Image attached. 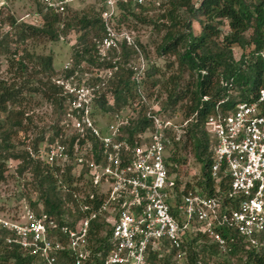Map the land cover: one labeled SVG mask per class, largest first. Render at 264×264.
I'll return each mask as SVG.
<instances>
[{
	"label": "built area",
	"instance_id": "built-area-1",
	"mask_svg": "<svg viewBox=\"0 0 264 264\" xmlns=\"http://www.w3.org/2000/svg\"><path fill=\"white\" fill-rule=\"evenodd\" d=\"M38 1L43 12L59 14L72 2ZM99 1L105 7L100 14L105 34L98 44L103 57L118 40L111 20L117 0ZM138 62V70L131 76L136 84L143 71L142 59ZM56 83L68 94L67 111L61 116L64 131L84 141L77 144L78 138L74 140L77 147L72 159L75 175L81 174L79 189L73 196L85 214L71 226H57L52 218L37 216L32 210L25 211L22 224L0 217V228L9 231L6 243H16L38 254L45 264H56L55 255L65 246L72 264H88L93 261L94 251L88 244L87 231L90 221L100 214L110 225L105 248L96 252L100 264H156L158 257L174 258L175 253L182 256L183 239L197 232L223 249L232 231L244 249L260 246L264 253V88H258L252 100L237 101L224 113L215 104L205 116L202 128L212 180L208 193L196 187L194 181H182L178 174L175 177L168 173L173 152L168 136L173 125L169 119H162L146 107L144 115L150 128L133 134L129 142L120 133L131 116L122 114L123 110L102 114L99 117L107 122L100 125V118L92 114L96 97L93 91L98 85L70 84L66 80ZM87 135L97 143L95 150L86 140ZM42 158L64 164L69 154L65 145L54 139L46 144ZM56 231L63 240L54 237Z\"/></svg>",
	"mask_w": 264,
	"mask_h": 264
},
{
	"label": "trees",
	"instance_id": "trees-1",
	"mask_svg": "<svg viewBox=\"0 0 264 264\" xmlns=\"http://www.w3.org/2000/svg\"><path fill=\"white\" fill-rule=\"evenodd\" d=\"M36 2L37 11L35 13L42 20L40 26L17 22L10 15L5 20L9 28L12 29V34L8 30L0 31V57H5L7 71L12 75L10 81L0 78V111L6 113L3 119H0V181L3 179V160L8 157L21 160L19 172L30 168L40 197V202L36 204L38 209L35 208L33 212L37 216L52 218L57 226L63 224L71 226L79 217L85 214L81 212L79 201L73 196L79 189L77 183L81 178V174L75 175L72 159L77 147V145H73V142L78 137L74 134L65 133L61 124V116L67 111L68 94L64 92L61 84L56 83V80H66L70 84H73V82L80 84L82 82L83 85H98L93 91L96 97L94 98L93 107H91L93 109L92 114L111 115L128 106L127 104L131 103L130 100L133 97H138L137 88L141 87L142 89L146 76L151 75L154 69L146 72L144 67L142 76L136 84L131 76L138 70L139 62L137 59L133 62L128 59L121 62L115 60L103 61L104 58H107V54L103 57L99 55V42L96 46L90 41V38H85L88 33L93 37H99L98 39H101L105 34L100 17L104 6L99 0L97 2L99 7L96 11L92 10L91 14H83L74 21L73 25L69 21L60 20L64 16L67 19L68 7L62 14L51 10L43 12L44 8L41 3ZM166 2L168 8L164 9L162 16H166L170 22L168 26L172 29H169L163 36L160 51L174 50L179 67H182L191 78H194L189 86L179 91V96L170 99L171 94H168L167 98L172 104L179 97L186 96L188 98L187 112H190L192 119L187 123L185 133L192 154L200 164V176L194 182L196 187L201 186L204 191L211 193L210 161L206 156L208 145L202 122L205 116L213 111L215 104H218L220 112L224 113L231 110L237 101L252 100L256 90L264 88V0H195L194 3L191 0H167ZM131 4V2L123 4L120 0H117L115 8L120 11L129 10ZM134 7L142 10L145 8L141 2L140 4L134 3ZM177 9H184L189 17L194 18L200 24L199 33L193 35L187 21L182 23L181 27L183 28H179L180 21L178 14H176ZM129 13L140 22L146 20L143 16H137L128 11ZM201 15L204 16L203 22L198 19V16ZM122 16L125 17V14L122 13ZM214 19L226 20L228 28V33L221 35L222 39L219 42L215 39L218 30L214 25L215 23L212 22ZM2 21L0 19V23ZM220 22L217 21L216 24ZM68 29L82 32L78 35L76 43L73 44L72 62H67L68 65L59 72L53 70L50 55L34 57L24 47L18 54L15 48L11 49L10 47L11 43L23 42L27 39L55 41L62 37ZM247 31H249V34L244 37V33ZM234 43L241 49L246 46H251V49L247 52H241L238 58L234 59L230 47ZM119 45L121 53L125 57L134 56L137 51L139 52L136 46L138 44L135 41L130 45L123 40ZM111 50L112 48L109 51ZM97 57L100 61H96ZM84 61L95 66L112 69L115 66V69L105 79L95 77L88 79L86 82L81 81L78 75H75V67ZM27 62L32 65L28 67ZM70 77H73V79L70 80ZM234 88L239 96L237 100L229 92ZM23 92L28 93L29 96L38 92L46 102L52 104L58 110V120L52 125L53 131L51 135L45 138L43 145L38 146V142L42 140V137L38 136L33 142L32 150L15 152L12 151L14 145L11 142V135L14 133L15 128L21 127L20 118L23 111H14L13 107L14 104L20 105L23 102ZM203 96L206 99H203ZM29 98L28 101L26 100L27 103L30 102L31 98ZM128 99L130 100L128 101ZM95 107H98L97 112H95ZM145 108L144 105L140 104L135 111L136 113L131 116L129 125L122 127L120 135L125 136L129 142L133 134L150 128V121L144 115ZM170 134L169 132L168 136L172 141L171 149L173 152L171 156L172 164L168 165V173H174L177 177V166L182 160L177 153L176 145H174V136L171 137ZM87 136L86 140L90 142L92 149L95 150L97 143L92 137ZM54 139L65 145L69 154V160L64 164L54 160L47 162L42 158V153L46 148L44 144L52 143ZM82 142L84 141L78 138L77 144ZM184 147H186L185 140L182 145V148ZM9 148L10 153H7ZM86 157L88 156L86 155ZM185 185L187 188L188 182ZM95 203L97 206V201ZM222 204H226V201L222 200ZM109 229L110 225L105 222L104 217L100 214L90 221L87 241L92 246L94 255L93 261L88 264H100L101 259L96 256V252L102 247L105 248ZM229 233L231 240L226 239L222 247L224 249L223 254H221L222 257H220L224 258L222 264H231L229 260L232 258L243 259V264H264L262 247L244 249L240 238H237V235L232 231ZM8 234L9 231L0 228V264H45L44 259L38 254H32L16 243H6L5 237ZM58 235L59 232L56 231L54 237L63 240L64 237ZM223 236H225L224 233ZM186 239H183L181 243V249L184 248L186 264H195L199 258L204 261L205 257L217 254L219 246L212 242H209L210 244L205 243L208 242V239L199 232ZM165 259L167 260L166 256L158 258L156 264H168ZM55 262L56 264H72L69 249L64 246L55 255ZM203 263L205 264V262ZM150 264L155 263L150 261Z\"/></svg>",
	"mask_w": 264,
	"mask_h": 264
},
{
	"label": "rangeland",
	"instance_id": "rangeland-1",
	"mask_svg": "<svg viewBox=\"0 0 264 264\" xmlns=\"http://www.w3.org/2000/svg\"><path fill=\"white\" fill-rule=\"evenodd\" d=\"M38 0H0V19L3 21L0 23V31H9L12 34V29L9 28L7 23L8 16H13L17 22L31 23L37 26L42 24V20L35 13L37 11ZM121 3L127 4L131 2L129 10L124 9L122 11L113 8L114 15L112 16V27L114 29L116 41V47L107 52V58L103 61H117L121 62L124 59L135 61V59H142L143 67L146 68V72L152 71L151 75H147L144 84L139 88L138 97H133L130 100L131 103L128 106L123 107L122 114L127 116H133L142 104L145 107L150 108L156 115L162 119H169L171 121L170 135L174 136L173 142L177 147V153L182 161L177 166L178 175L183 180L195 181L200 176V164L196 161L192 154L191 146L187 140L186 128L187 123L183 124L187 119L191 118L190 112L188 113L189 101L186 96L179 97L175 103H170L168 100V94H171L170 99L179 96L180 92L191 84L194 78H191L187 71L182 67H179L177 56L174 50L161 52L160 45L163 44V36L169 29V20L164 13V9L168 6L167 0H141L143 3V10L134 7V3L140 4L137 0H120ZM195 0H191L194 3ZM98 0H72L68 6V17L64 16L62 21H69L74 24L77 18L83 14H91L92 10L96 11L99 7ZM100 2V1H99ZM133 6V7H132ZM105 9V7H104ZM128 11L134 13L137 16L145 17V22H140L135 16H132ZM125 14V17L122 16ZM178 19L180 21L179 28L182 23L190 24V29L193 35H196L200 31V24L197 23L194 18L189 17V14L184 9H177ZM75 17V18H74ZM6 19V20H5ZM200 21H204V16H198ZM217 21H221L217 23ZM218 30V34L215 37L216 41H221V35L228 33L226 20H212ZM82 31H75L74 29H68L62 37H59L55 41H37L35 39H27L23 42L11 43V49L15 48L17 53L21 52L24 47L29 54L36 56L50 55L52 68L54 71H61L64 64L72 62L71 52L73 44L76 43L78 35ZM249 31L244 33V37H247ZM123 37V38H122ZM124 37H127L132 42L135 41L138 45L137 54L134 56L125 57L120 50V42L126 41ZM90 38V41L97 46V43L101 40L99 37H93L91 34L85 36ZM132 45V43L130 44ZM134 47V46H133ZM232 55L234 59H237L241 52H247L251 49V46H246L241 49L237 44H231ZM135 48V47H134ZM136 49V48H135ZM179 49V48H178ZM99 52V50H98ZM5 57H0V78L10 81L12 75L7 71V62ZM99 58L97 57L96 61ZM35 61V60H34ZM100 61V60H99ZM95 62V60H94ZM93 63V62H92ZM28 67L32 64L27 62ZM75 75H78L81 81H87L90 78L105 79L112 71V68L95 66L89 64L86 61L80 62L76 67ZM115 69V68H114ZM77 77V76H76ZM92 80V79H91ZM35 85V84H34ZM234 99L237 100L236 89L229 90ZM23 102L14 104L13 110H22L21 115V127L15 128L14 133L11 135V142L14 145L12 151H30L34 140L41 136L42 140L38 142V146L43 145L45 138L52 133V125L58 120V115L55 106L46 102L41 95L36 92L29 96L28 93H22ZM31 99H30V98ZM30 102L27 103V99ZM27 100V101H26ZM109 100V98H108ZM26 101V103H25ZM95 112L98 111V107H95ZM99 114V115H98ZM6 115L5 112L0 111V119ZM95 118H100V125H104L107 122L105 117H99L101 113H95ZM60 117V116H59ZM186 141V147L182 148V145ZM46 145V144H44ZM37 146V147H38ZM10 153V148L7 151ZM6 153V154H7ZM21 160L14 158H6L3 160L4 172L3 179L0 181V217L4 221H16L22 224L25 221V211L34 210L37 208V203L40 202L38 190L35 186V181L30 168H26L19 172V165ZM34 202V203H33ZM38 209V208H37ZM194 235H190L192 237ZM210 241L205 243L210 244ZM224 249L218 248L217 254L211 257H205L202 261L197 259L195 264H222V257ZM160 257L162 255H159ZM159 258V257H158ZM162 261H164L162 259ZM168 264H186L185 253L182 256H175L173 258L165 259ZM231 264H243V259L237 260L232 258L229 260ZM161 263V262H160Z\"/></svg>",
	"mask_w": 264,
	"mask_h": 264
}]
</instances>
